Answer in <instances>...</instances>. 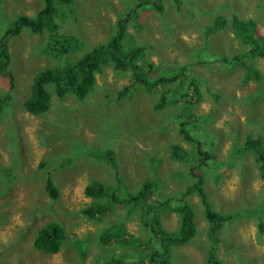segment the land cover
I'll list each match as a JSON object with an SVG mask.
<instances>
[{"label":"rangeland","instance_id":"rangeland-1","mask_svg":"<svg viewBox=\"0 0 264 264\" xmlns=\"http://www.w3.org/2000/svg\"><path fill=\"white\" fill-rule=\"evenodd\" d=\"M41 4L0 0V11L8 17L31 15ZM133 5L139 6L125 22L123 43L143 47L142 57L157 65L151 75L183 70L198 79L197 92L187 89L189 77L182 83L195 96L183 111H195L184 132L179 131L182 116L175 117L184 101L178 92L168 93L177 99L169 105L178 108L154 107L161 84L154 92L136 87L121 97L118 91L130 83V71L115 69L110 62L95 73L87 98L60 97L50 86L47 111L35 115L24 109L35 72L107 41L118 17ZM220 15L225 24L207 32ZM233 15L252 19L257 35H264V0H72L55 15L57 32L73 40L65 52L47 51L53 46L52 34L42 37L25 29L7 38L14 83L8 86V77H0V99L10 95L0 111V264L136 259L139 249L99 236L110 225H122L134 240L155 247L139 208L130 209L124 202L146 178L158 183L161 197L179 198L191 189L185 199L195 210L196 235L170 246L167 264H208V249L215 240L205 235L204 200L196 192L197 183L211 208L232 215L219 229L217 258L224 264H264V166L256 160L261 153L243 147L251 139L264 154V55L246 53L230 24ZM2 23L3 17L0 31ZM52 49L59 51L58 46ZM234 55L237 60L220 62ZM243 64L257 69L260 77L247 74ZM172 144L180 146V159L187 161L171 158ZM47 180L57 188V197L46 189ZM91 181L107 188L99 198L84 192ZM111 195L116 202H109ZM89 205L99 212L84 213ZM178 219L177 213L166 212L160 225L174 230ZM47 222L58 223L66 234L59 250L50 254L33 245L36 232Z\"/></svg>","mask_w":264,"mask_h":264},{"label":"trees","instance_id":"trees-1","mask_svg":"<svg viewBox=\"0 0 264 264\" xmlns=\"http://www.w3.org/2000/svg\"><path fill=\"white\" fill-rule=\"evenodd\" d=\"M72 0H42V4L37 7L33 14H15L11 17L6 16L0 11V18L3 17V23L5 28L0 31V77H8V82L12 86L14 83V75L9 69L10 65V53L7 40L12 36L22 35L26 29L29 33H37L42 37L49 36V43L53 44V47L58 46L59 51H55L48 47V52L59 53L65 52L73 41L69 35L61 34L57 32V20L55 15L58 12V8L61 5H68ZM137 6L133 5L131 9L127 10L123 16H119L116 23L114 33L109 39L103 43L93 45L91 48L86 49L75 59L70 57L64 59V63L60 62L52 66L41 68L35 72L31 78L29 85L28 96L23 100V107L31 114H40L48 110L50 105V86L56 92L57 96H64L66 94H72L77 99L83 100L90 95L94 89L95 73L102 70V66L105 63L110 62L113 68L120 71H130L131 81L126 86L120 89L119 96H126L131 89L141 87L147 92H154V89L161 84L159 89L160 98L154 107L173 106L177 99H171L168 96L169 91L178 92L179 96L184 98L183 106L181 110H177L175 117L179 118V131H185V125L188 124V119L195 117V111L183 112L189 105L192 104L193 97L191 92H197L198 79L189 74H186L183 70L173 75L165 76L159 74L157 77L151 75V72L157 71V65L153 62L146 60L142 57L143 47L132 45H125L123 43V34L125 31V22L131 17L136 15ZM214 24L207 26L206 31H212L218 26H223L226 19L220 15L213 20ZM233 31L237 35L239 43L247 47L246 53L248 55H264V35H257L255 32V24L252 19H240L236 15H233L231 21ZM8 38V39H7ZM237 55L234 57H223L220 62L227 64L232 60H237ZM244 65V64H243ZM247 69V74H253L256 78H259L258 70L254 69L251 65H244ZM185 71L187 68L182 67ZM181 68V69H182ZM180 69V70H181ZM188 90H185L182 83L187 80ZM165 84H170L171 88L167 89ZM188 98H185L187 97ZM121 97H116L120 100ZM10 95H5L0 99V111L5 110L8 105ZM115 99V98H114ZM111 99L110 100H114ZM109 100V101H110ZM211 113H208L210 115ZM191 122V121H189ZM187 137H189L187 135ZM194 139V138H193ZM198 144L197 149L201 147L199 140H194ZM243 147L249 150L261 153V157L256 159L260 162V166H264V154L258 147V144L253 145L252 140L245 141ZM244 148V149H245ZM208 155V154H207ZM184 157L180 146L172 144L171 158L174 160L187 161V159H180ZM208 157V156H206ZM158 183L154 179H144L141 181L139 187L125 196L124 201L130 209L139 208V218L142 225L149 231L151 241L154 240L155 247H151V242L146 241L144 243L134 240L131 234H128L122 225H110L99 236V240L103 239V236L107 239H114L120 243L129 244L132 247L139 249L140 253L136 259H131L123 263L125 258L123 257H109V263L107 264H167L168 262V250L170 246H180L189 242L196 234L195 224V210L192 205L186 201L185 196L190 192V188L181 193L179 198L174 197H162L158 190ZM196 192L204 200V218L206 222L205 235L207 238L215 240V243L208 249V264H224L217 258V243L219 242V229L222 224L228 222L232 215L225 214L211 208L210 203L205 201V193L200 185L195 184ZM46 189L55 198L57 197V188L53 185L51 180H47ZM107 190L106 186L102 185L98 181H91L86 185L84 192L86 195L92 198H99L103 192ZM109 202H116V198L111 195ZM113 198V199H112ZM82 211L92 213L99 212L94 206L89 205L82 209ZM175 212L178 215V226L174 230H165L160 225V217L163 213ZM259 231H262L261 223L258 224ZM66 234L64 229L58 223L47 222L41 226L35 234L33 245L36 249L46 253H55L59 250L62 243L65 241ZM145 248V251L142 249ZM146 259H144V253Z\"/></svg>","mask_w":264,"mask_h":264},{"label":"clouds","instance_id":"clouds-1","mask_svg":"<svg viewBox=\"0 0 264 264\" xmlns=\"http://www.w3.org/2000/svg\"><path fill=\"white\" fill-rule=\"evenodd\" d=\"M34 240V239H33ZM38 250V249H37Z\"/></svg>","mask_w":264,"mask_h":264}]
</instances>
